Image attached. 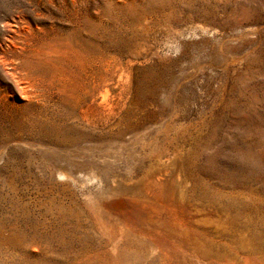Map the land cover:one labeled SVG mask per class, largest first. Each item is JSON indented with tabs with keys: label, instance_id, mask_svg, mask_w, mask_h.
<instances>
[{
	"label": "rangeland",
	"instance_id": "374dc122",
	"mask_svg": "<svg viewBox=\"0 0 264 264\" xmlns=\"http://www.w3.org/2000/svg\"><path fill=\"white\" fill-rule=\"evenodd\" d=\"M0 264H264V0H0Z\"/></svg>",
	"mask_w": 264,
	"mask_h": 264
}]
</instances>
